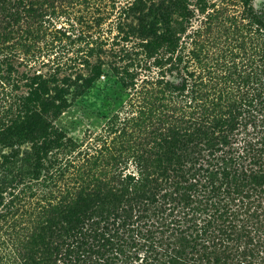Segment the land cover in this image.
Instances as JSON below:
<instances>
[{
	"label": "trees",
	"instance_id": "1",
	"mask_svg": "<svg viewBox=\"0 0 264 264\" xmlns=\"http://www.w3.org/2000/svg\"><path fill=\"white\" fill-rule=\"evenodd\" d=\"M194 1L120 3L117 33L152 7L175 11L161 32L140 27L165 48L171 77L143 79L110 144L75 151L51 119L65 84L86 78L77 59L103 73L108 11L100 0H0V218L12 224L3 264H264V5ZM68 28L83 41L75 62L16 70L48 31L69 38ZM24 139L31 149L18 158Z\"/></svg>",
	"mask_w": 264,
	"mask_h": 264
},
{
	"label": "rangeland",
	"instance_id": "2",
	"mask_svg": "<svg viewBox=\"0 0 264 264\" xmlns=\"http://www.w3.org/2000/svg\"><path fill=\"white\" fill-rule=\"evenodd\" d=\"M123 1L100 0L101 8H104L108 12L104 14L105 18L102 21L104 22V31L102 33H104L103 37L106 38V44L104 45L106 53L100 54L99 61L101 63V72L103 73L99 77H92L90 69L83 67L79 59H77V56L80 55H77L79 53L76 51V47L80 40L73 33L79 34L80 32L76 31L75 33L70 28H68L67 32L64 30L67 34L71 33L69 38H67V35L64 36L61 33L62 31H48L40 46H35V57L32 56L33 59H22V54L16 59L15 68L19 73H28L29 66H33L34 68H39V72L46 75H49L54 66L53 64L56 62L72 64L75 62V58L77 59L78 71H82L81 77L86 78L78 81L79 86L71 83L65 84L66 91L62 93L66 99L65 106H63L62 112L55 119H51L52 124L62 130L66 138L69 139L68 141L71 140L75 144V151L77 149L94 150L96 146L100 147L104 144H110V141L115 136L113 130L116 127L117 117L122 118L128 115L131 105L137 103L136 100L141 95V88L144 85L143 79L149 78V76H156L153 72L164 71L165 69H167L166 77H171L170 70L168 71L170 63H168V60H165L168 54L165 52V48L159 46L161 42L155 44V36L150 31H146V33L141 31L140 27L142 23L144 25L146 23H153L157 27L155 31L161 32V27L164 24L162 16L167 15L175 18L177 14L174 11L169 15H160L161 12H164L162 10L159 11L158 16L155 14L157 10L152 7L143 13L145 16H142L141 22L136 18L130 17L127 20V25L123 27L120 33H117L115 19L118 6ZM218 1L209 0L208 2ZM232 1L236 3L234 6L236 9H241L242 1L244 0ZM159 2L161 4L166 2V0H159ZM191 2L195 1L191 0ZM248 2L254 8L264 5V0H248ZM190 8L193 11L195 10V16L199 15L200 12L195 9V5H190ZM199 18L194 19L193 27L199 24ZM56 25L63 26V23L60 21ZM178 31L180 29L176 27L175 32L177 35L180 34ZM81 34L85 36V34ZM142 34H149V37L142 39ZM181 35L184 36L185 33H181ZM45 40L47 42L55 40L53 47L52 45L45 44ZM186 40H188V37H186ZM126 71L130 72L132 76H126V82L122 83L120 78L125 76ZM121 72L125 74H121ZM61 74L63 75V73ZM25 90L27 89L22 87L14 92L25 93ZM20 141L18 158L29 155L28 152L32 145V142L28 139ZM69 148L71 147L67 149ZM55 150L53 148L51 152H55ZM67 152L65 150V153ZM2 208L0 205V211ZM10 218L11 216L9 215L5 218H0V264L6 261L4 257L6 250H8V232L12 225Z\"/></svg>",
	"mask_w": 264,
	"mask_h": 264
}]
</instances>
